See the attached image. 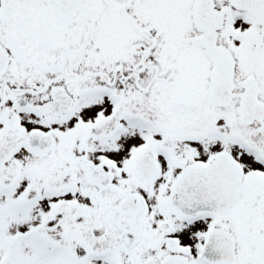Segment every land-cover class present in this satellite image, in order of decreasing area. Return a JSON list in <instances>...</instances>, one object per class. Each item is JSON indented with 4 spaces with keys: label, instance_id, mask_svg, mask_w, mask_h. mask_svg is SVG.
<instances>
[{
    "label": "snow or ice",
    "instance_id": "1",
    "mask_svg": "<svg viewBox=\"0 0 264 264\" xmlns=\"http://www.w3.org/2000/svg\"><path fill=\"white\" fill-rule=\"evenodd\" d=\"M0 264H264V0H0Z\"/></svg>",
    "mask_w": 264,
    "mask_h": 264
}]
</instances>
